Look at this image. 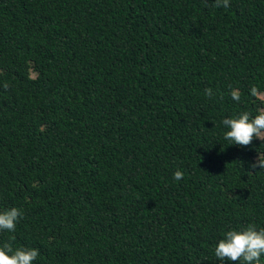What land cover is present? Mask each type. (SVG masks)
Wrapping results in <instances>:
<instances>
[{
  "label": "trees",
  "instance_id": "16d2710c",
  "mask_svg": "<svg viewBox=\"0 0 264 264\" xmlns=\"http://www.w3.org/2000/svg\"><path fill=\"white\" fill-rule=\"evenodd\" d=\"M213 4L0 0V211L23 213L0 246L38 249L33 264H241L214 248L264 228V141L228 145L222 121L264 109V0Z\"/></svg>",
  "mask_w": 264,
  "mask_h": 264
},
{
  "label": "clouds",
  "instance_id": "9594fccd",
  "mask_svg": "<svg viewBox=\"0 0 264 264\" xmlns=\"http://www.w3.org/2000/svg\"><path fill=\"white\" fill-rule=\"evenodd\" d=\"M229 7V0H214L213 7ZM234 101L240 100L237 90L231 91ZM251 94L255 96L257 89L253 88ZM205 95L211 97V89H205ZM226 131L223 138L228 145L246 147L252 144L253 139L264 141V109H261L254 117L248 112H242L235 118H225L222 121ZM251 169H264V157L257 154L255 162L249 165ZM184 173L177 170L173 174L174 180H181ZM23 215L16 207L0 211V231L14 232L16 223ZM39 255L36 248L13 249L10 243L0 246V264H33ZM214 255L220 261H240L241 264H260V258L264 255V228L257 229L249 225L242 230H228L224 238L220 239L215 248Z\"/></svg>",
  "mask_w": 264,
  "mask_h": 264
},
{
  "label": "rangeland",
  "instance_id": "374dc122",
  "mask_svg": "<svg viewBox=\"0 0 264 264\" xmlns=\"http://www.w3.org/2000/svg\"><path fill=\"white\" fill-rule=\"evenodd\" d=\"M263 96V95H262Z\"/></svg>",
  "mask_w": 264,
  "mask_h": 264
}]
</instances>
